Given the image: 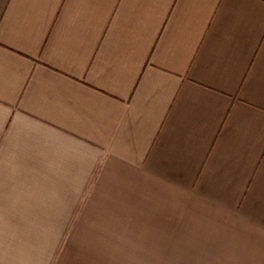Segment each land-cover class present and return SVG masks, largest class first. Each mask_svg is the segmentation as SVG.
<instances>
[{
  "label": "crops",
  "instance_id": "0c3cea01",
  "mask_svg": "<svg viewBox=\"0 0 264 264\" xmlns=\"http://www.w3.org/2000/svg\"><path fill=\"white\" fill-rule=\"evenodd\" d=\"M81 223L264 264V0H0V264Z\"/></svg>",
  "mask_w": 264,
  "mask_h": 264
},
{
  "label": "rangeland",
  "instance_id": "374dc122",
  "mask_svg": "<svg viewBox=\"0 0 264 264\" xmlns=\"http://www.w3.org/2000/svg\"><path fill=\"white\" fill-rule=\"evenodd\" d=\"M104 229V224L79 225V238L64 240L62 264H152L149 239L134 237L135 232H112ZM118 234L132 237H113ZM143 252V253H140ZM155 264H161L160 256H155Z\"/></svg>",
  "mask_w": 264,
  "mask_h": 264
}]
</instances>
